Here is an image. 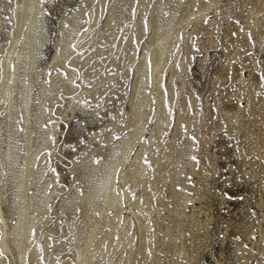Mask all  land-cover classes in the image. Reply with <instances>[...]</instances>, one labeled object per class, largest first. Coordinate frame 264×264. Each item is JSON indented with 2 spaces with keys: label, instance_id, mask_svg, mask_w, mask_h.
Here are the masks:
<instances>
[{
  "label": "rangeland",
  "instance_id": "1",
  "mask_svg": "<svg viewBox=\"0 0 264 264\" xmlns=\"http://www.w3.org/2000/svg\"><path fill=\"white\" fill-rule=\"evenodd\" d=\"M23 1L0 0V84L6 70L15 71L26 40L23 27L11 53ZM166 1L128 0L117 21L113 11L123 0H39L48 39L25 77L27 111L21 105L27 86L12 97L19 117L11 127L16 163L8 169L3 120L9 101L0 106L1 264H17L16 250L3 249L2 239L17 219L26 118L31 151L40 133L44 142L34 163L43 164L42 176L30 180L27 194L30 203L37 192L49 196L44 212L29 211L36 217L22 264H264V5L179 0L172 16L164 6L170 20L158 24L155 15ZM190 8L195 14L182 20ZM168 33V56L155 77ZM62 34L69 51L59 44ZM43 88L48 96L40 113ZM144 100L150 113L142 134L111 177L117 206L102 215L103 173L120 156ZM157 100L167 118L151 142L162 118ZM142 146L145 182H123ZM177 191L188 195L184 201ZM98 217L81 258L78 250Z\"/></svg>",
  "mask_w": 264,
  "mask_h": 264
},
{
  "label": "bare ground",
  "instance_id": "2",
  "mask_svg": "<svg viewBox=\"0 0 264 264\" xmlns=\"http://www.w3.org/2000/svg\"><path fill=\"white\" fill-rule=\"evenodd\" d=\"M127 1L128 0H123L122 4L116 5L115 8H114V11L112 10L113 11V16H115L117 21L121 18L122 14L124 12V9L126 7ZM260 2H261L262 5H264V0H261ZM167 4L171 8V11H172L171 12V16H172L173 15L172 14L173 11L179 6L180 1L179 0H168V1H166V3L164 2L161 5V7L159 6L160 10L155 15V20H156V22L158 24L161 23L162 25H165L170 20V17H165L162 14L163 13L162 10H164L163 8H166L164 6H166ZM189 4H191V3H189ZM39 6H40L39 5V0H24L22 2V4L20 5V7L18 6L19 7V12H20L18 23H17L18 24V29H17V33L18 34H17V36L15 38V44L13 45V50H12L11 53H13L15 51V49H16V46H17L16 45V40H17L18 36H20L19 33H20V31H21V29L23 27H25V29H26V35H25L26 36V40H25V43L23 45V48L21 47L22 51H20L19 55H17L18 57L16 58L17 59L16 69H14L15 71L11 72L12 70L7 68L8 70H6L5 73L3 74V78H2V81H1V84H0V106L2 104L3 98H5V99H7L9 101L8 102L7 111H6V115H5V117L3 116L4 117L3 122L6 124L7 129H8V131H7L8 149H7L6 155L4 157V162H5L6 169L9 168V165L11 164L12 161L15 160V157H16L15 146H14V143H13V140H12V137H11V134H12L11 127H12V124L14 123L15 119H17V117H19L18 116L19 115L18 114L19 110H18L17 107H15V105H13L14 102L12 103V97H13V94L15 92H17V91L20 92L22 90L23 85L27 86V89H26V92H25L26 94H25V96L23 98H21V105H22L23 109L26 112L27 111L26 109H27V106H28V96H29L28 94H29V90H30V83L29 82H25V77L28 74H30V72H31L36 60H37V57H38V54L40 52V49H41L42 45H44V43L48 39V37L45 34V32H43L44 18H43V14L41 13V9H40ZM189 6L187 8H189ZM200 7H201L200 10H203L204 5H202ZM194 11L195 10L193 8H190L189 10L187 9V12L182 16L181 19L185 20L186 16L190 15ZM18 13H16V14L18 15ZM193 14H195V13H193ZM202 15H204V14H202ZM191 17H192V14H191ZM200 18L201 17H199V19ZM186 20H188V19H186ZM186 23H188V21ZM171 36L172 35L168 33L167 37L164 38L163 51L160 54V56H158V58H156V60L154 62L153 73H154L155 77L158 75L161 67L163 66L162 65L163 62L166 60V58L168 56L167 54H168V51H169L168 49L170 48V40L173 38V37L171 38ZM33 38L37 39L36 43H34V44L32 43ZM59 42H60L59 44L62 45V47H63V49L65 51H69V46L66 43V40H65V37L63 36V34H62V37L60 38ZM57 57H58V53H55L54 57L52 59V62H55L57 60ZM143 63H144V61L142 62V64ZM141 71L143 72V68H142ZM28 80H29V78H28ZM141 80H142V75L139 76V80H138L137 86H136V91H138V88L142 86L141 85L142 84ZM158 89L159 88H157V90ZM47 91H48L47 88H43L42 89L41 97H40L39 101L37 102V107H38L37 109L40 110V113H41V110H42L43 105L45 103V100H46V98L48 96ZM54 91H55V89H54ZM49 96H50V94H49ZM157 101H158V103H157V106H158L157 110L158 111L157 112L162 116V118L160 117L161 118L160 119L159 117H157V119H159V121H157L158 124L154 127L155 130H153V133H151V139H150L151 142L154 140L156 131H157V134H158L157 128L158 129H159V127L162 128V126H163V128L165 127L164 124H165V122H166L165 120L167 118V116L165 114H163V110H162V105H163L164 102H162L161 100H157ZM149 102H151V101H149ZM151 104H152V102H151ZM132 106H134V105H132ZM149 111L150 110H149V106H148V100H146L145 101L144 110L139 115V118L136 119L137 121H136L135 129L132 130L129 133L128 137L126 138V140L122 144L123 148H122V152H121L120 156L115 158V159H111L109 170L107 172L105 171V173H103L104 178H105V185L103 183V180H104V178H103L101 180L102 181L101 189H105V191H106V200L104 201V203H102L99 206V210L101 211L102 215L105 213L104 211H105V209L107 207H113V206L115 207V205H116V202L118 200V196L111 192L112 191L111 190V186H112V178L111 177H112V174H113L114 169L116 168V166L119 165L120 162L122 163L124 153L141 136V134H142V126H143L144 122H146V119H147V117H148V115L150 113ZM37 113H39V111ZM37 119H39V118H37ZM37 122H39V121H37ZM29 127H30V124L28 122V119L26 118L25 128H24V131H23L24 151H25L24 153H25V155H24V159H23V162H22L23 164H22L21 175L19 176V178L17 179L16 184H15V186H16V201H15L16 209L15 210H16V214H17V219H16V222L13 225V228L11 229V231H8V230L5 229V235H4L3 239H2V247H3V249L6 250L9 247L11 249V247H12L13 249L16 250L17 255L15 256V259L17 260V264H22V262L24 260V253H25V251H26V249H27V247L29 245V241H30L31 226H32V224H34L33 220L41 212H44V211H41V210L43 209L45 203L47 202L46 200H47V198L49 196V195H46L45 197H43L44 194L42 196L41 193L37 192L35 194V196L33 197V202L30 203V195L27 194V191H28V188H29V185H30V180L38 181L40 179V177L42 176V167H44V166H41V165H43V164H41V162H39L37 165L34 164L35 163V159H37L36 158V154L39 151L40 147H42L41 145L44 143V142H40L41 138L43 136V133H40L38 135L39 142L36 144L35 149L31 151V149H30L31 139H30V136H29ZM14 129H16V128H14ZM153 143H155V142H153ZM153 143H151V144H153ZM150 146H152V145H150ZM173 146L175 147V144ZM144 148H145V146H142L140 149L138 148V150H137V152H136V154L134 156V160L132 162L133 163L132 166H129L128 170H126L127 172H126L125 177H123L124 178L123 182H126L129 179L133 180L135 183L138 182V181L140 182L142 180H143V182H145L144 179H145V171H146L145 168L146 167L144 166V164L140 163V161H139V158H140ZM182 158L180 159V162H181ZM182 162H183V160H182ZM186 162H187V164H189V166L191 165V161L190 160H188V161L186 160L185 163ZM14 163H16V162L14 161ZM161 166L163 167V165H161ZM162 167H161V169H162ZM163 170H164V168H163ZM103 172H104V169H103ZM94 186H97V185H94ZM96 188H98V187H96ZM176 194L178 195L179 200H181V201L182 200L184 201V199L188 196V195L186 196L184 193H181L179 191H177ZM94 197L95 196L92 197V201H93ZM189 197H190V195H189ZM92 201H91V203H92ZM31 209L34 210L35 215L37 214L36 216L34 215L35 217L34 216L33 217L29 216V211ZM181 210H183V209H181ZM39 211H41V212H39ZM196 212H197V210L194 207L191 210L190 215L194 216V214ZM100 220H101V218L98 217L97 220L94 221L93 227L90 230V232H89V234H88V236L86 238L85 243L82 246H80V248L78 250V254H79V256L81 258L85 257L84 255H85V251L87 250L86 249L87 248V242L92 237L94 231L97 230L99 222L102 221V220L101 221ZM191 223L193 225H195V226L199 225L198 222H196L195 219H192ZM111 233L112 232H110V234ZM110 234H109V236H110ZM9 235H10V237H9ZM13 249H11V250H13ZM36 251L37 250H35V249L31 250V252H30V257L31 258L35 257ZM0 264H1V262H0Z\"/></svg>",
  "mask_w": 264,
  "mask_h": 264
}]
</instances>
